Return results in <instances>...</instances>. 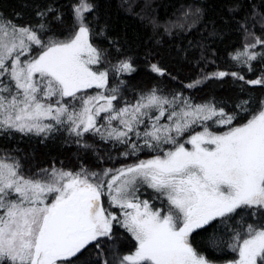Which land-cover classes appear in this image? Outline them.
Segmentation results:
<instances>
[{
    "label": "snow or ice",
    "instance_id": "6c2138e0",
    "mask_svg": "<svg viewBox=\"0 0 264 264\" xmlns=\"http://www.w3.org/2000/svg\"><path fill=\"white\" fill-rule=\"evenodd\" d=\"M92 11L89 0H79L77 26L64 39H44L0 17V131L47 135L66 128L76 137L91 134L126 146L125 158L145 149L157 154L102 172L42 169L32 176L18 161L0 159V264H76L71 258L89 245L100 248L103 238L111 239L114 223L131 234L135 247L113 264H210L192 246V234L245 209L261 219L232 229L228 247L236 257L230 264H264V102L234 124L235 114L212 103L193 105L180 94L169 99L153 89L124 100L109 88L108 71L92 67L103 56L85 23ZM257 44L264 40L233 59L243 58L251 70L257 55L264 61V51L249 50ZM151 70L165 75L156 64ZM116 71L135 68L121 61ZM229 75L244 80L224 71L205 79ZM245 82L261 85L264 78ZM145 185L158 205L140 198Z\"/></svg>",
    "mask_w": 264,
    "mask_h": 264
},
{
    "label": "trees",
    "instance_id": "16d2710c",
    "mask_svg": "<svg viewBox=\"0 0 264 264\" xmlns=\"http://www.w3.org/2000/svg\"><path fill=\"white\" fill-rule=\"evenodd\" d=\"M78 3L79 0H0V17L33 28L44 39H64L77 26L73 6ZM89 3L93 4V11L85 14V23L91 30L93 45L103 53L99 66L108 70L109 88H117L124 100L134 102L153 89L169 99L180 94L181 100L187 99L193 105L212 103L226 113L235 114L234 124L261 108L264 84L245 81L264 78V61L257 55L256 60L250 61L249 70L243 58L237 61L233 57L245 51V46L255 44L257 38L264 40V0H89ZM49 8L53 11H48ZM38 12L45 15L38 16ZM249 50L259 54L264 45L257 44ZM121 61L131 62L135 71L131 74L116 71ZM153 64L162 68L165 75L153 72ZM220 71L238 73L244 80L231 75L205 79ZM197 81L200 83L196 84ZM190 84L195 86L188 87ZM242 104L247 111L238 107ZM210 130L222 132L226 128ZM187 136L185 133L181 141ZM114 143L91 134L76 137L66 128L47 135L0 131V159L18 161L21 172L32 176L42 169L79 172L84 168L102 172L157 154L145 149L138 156L125 158L121 152L126 146L113 147ZM171 147L163 145L165 150ZM238 211L241 215L231 221L225 224L214 221L192 234L190 240L198 254L216 264L236 257L228 247L232 229L245 223H259L261 219L258 212L251 215L254 209ZM134 247L131 234L114 223L111 239L103 238L100 248L89 245L71 259L76 264H104V261L113 264L118 256L134 251Z\"/></svg>",
    "mask_w": 264,
    "mask_h": 264
},
{
    "label": "rangeland",
    "instance_id": "374dc122",
    "mask_svg": "<svg viewBox=\"0 0 264 264\" xmlns=\"http://www.w3.org/2000/svg\"><path fill=\"white\" fill-rule=\"evenodd\" d=\"M99 65H100V64H99ZM99 65H93L92 67H93L94 70L99 69V70H106V71H108L107 69H102ZM108 79H109V77H108ZM95 91H102V90H95ZM185 146L188 147L189 149H191V145L186 144ZM7 161H8L9 163H11V161H9V160H7ZM57 170H59V169H57ZM141 191H142V193H143V195H141V197H140L141 199H148L150 203H153V204H156V205H158V204L160 203V201H159L158 199L155 200V201L152 200V197H153L154 195H156V194L154 193V191H153L152 189L147 188L146 185L141 189ZM104 199H106V198H104ZM114 209H115V208H111V211H112V212H115ZM116 210H117V212H119V209H116ZM206 260H207V259H206ZM207 261H208V260H207ZM209 262H210V261H209ZM230 262H231V261H228V262H226V263H224V264H230ZM210 264H216V263H212V262H210Z\"/></svg>",
    "mask_w": 264,
    "mask_h": 264
},
{
    "label": "flooded vegetation",
    "instance_id": "af4514ba",
    "mask_svg": "<svg viewBox=\"0 0 264 264\" xmlns=\"http://www.w3.org/2000/svg\"><path fill=\"white\" fill-rule=\"evenodd\" d=\"M110 211H111V209H110ZM114 211H115L114 213H117V214L119 213V212H117V210H116V209H114Z\"/></svg>",
    "mask_w": 264,
    "mask_h": 264
}]
</instances>
